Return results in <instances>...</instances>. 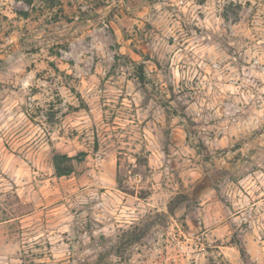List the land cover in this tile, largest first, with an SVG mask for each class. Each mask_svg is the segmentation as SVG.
<instances>
[{
    "label": "rangeland",
    "instance_id": "obj_1",
    "mask_svg": "<svg viewBox=\"0 0 264 264\" xmlns=\"http://www.w3.org/2000/svg\"><path fill=\"white\" fill-rule=\"evenodd\" d=\"M32 1L0 0V264H264V0Z\"/></svg>",
    "mask_w": 264,
    "mask_h": 264
},
{
    "label": "trees",
    "instance_id": "obj_2",
    "mask_svg": "<svg viewBox=\"0 0 264 264\" xmlns=\"http://www.w3.org/2000/svg\"><path fill=\"white\" fill-rule=\"evenodd\" d=\"M41 2H43L42 6L43 7H47V8H55L56 6H58L59 9L64 10L63 9V1L62 0H40ZM30 4L33 2L32 0H29ZM23 14H28L27 12H24ZM143 73H144V69L141 66ZM141 78H143V75H141ZM59 157L60 155L56 156V169L58 170V173L60 175H65V174H69V169L63 168L61 167V165H59ZM243 252H245L243 250Z\"/></svg>",
    "mask_w": 264,
    "mask_h": 264
}]
</instances>
